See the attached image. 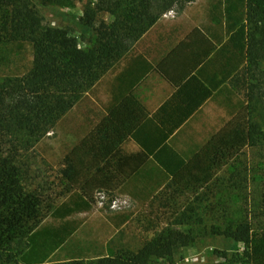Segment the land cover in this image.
<instances>
[{"label": "trees", "instance_id": "obj_1", "mask_svg": "<svg viewBox=\"0 0 264 264\" xmlns=\"http://www.w3.org/2000/svg\"><path fill=\"white\" fill-rule=\"evenodd\" d=\"M51 1L41 4L48 7ZM179 1L102 0L97 9L115 17L111 24L103 20L96 25L94 11L79 19L57 12L66 27H53L43 25L30 0H0L3 38L29 42L34 52L33 66L24 78L0 82L1 259L45 262L76 229L69 217L91 210L99 192L119 189L134 180L144 184L167 181L168 203L180 207L179 223L195 218L203 223L198 202L179 199L214 191L219 175L244 157L249 163L236 186L251 189L252 180V205L264 213V173H260L264 170V129L255 118L251 94L248 103L191 156L182 155L169 142L223 84L236 86L243 69L253 72L264 63V0H211L208 17L213 25L194 28L154 67L175 87L155 112L131 90L152 69L149 61L136 57L118 77L106 114L65 156L59 174L66 198L50 197L33 177L24 149L40 140L130 44ZM68 27L79 31L87 42H93L97 31L95 46L80 47ZM128 140L137 142L140 150L123 151ZM47 215L62 221L45 223ZM211 233L242 242L249 262L264 264V229H256L251 221L213 226ZM197 237V233L164 228L136 251L124 249L88 263L72 260L64 264H150L153 258L191 264L176 262L174 255Z\"/></svg>", "mask_w": 264, "mask_h": 264}, {"label": "rangeland", "instance_id": "obj_2", "mask_svg": "<svg viewBox=\"0 0 264 264\" xmlns=\"http://www.w3.org/2000/svg\"><path fill=\"white\" fill-rule=\"evenodd\" d=\"M30 1L41 14L44 26L66 27L57 12H64L79 19L84 18L87 12L94 11L96 25L103 20L111 24L115 19L107 11H98L97 4L102 0H52L48 7L41 4L42 0ZM209 3L210 0H180L165 10L145 34L130 44L128 51L117 59L114 65L82 93L74 106L50 126L49 131L45 132L40 140L24 149L29 163L33 166L34 179L45 186L50 197L57 200L66 198L65 182L61 179L59 170L64 166L65 156L71 148L106 114L110 82L122 61L137 53H146L155 61L158 52L162 50L159 39L163 32H169L178 26H181L179 29L186 30L188 26L202 24ZM68 31L77 38L80 47L89 49L95 46L97 31H94L93 42L81 39L79 31L74 28L68 27ZM33 54L32 44L7 42L0 30V82L24 78L33 66ZM245 71L243 69L241 72L246 73L245 76L241 73L239 75V84H225V87L171 138V145L182 155L189 157L202 146L234 113L248 103L249 94L254 100L252 105L256 106L255 118L261 122L264 129V63L253 72ZM242 161L227 167L219 175L220 180L214 191L203 190L197 195L187 194L189 198L182 196L179 199L189 203L198 202L199 216L204 219L203 223L197 222L196 218L190 223H179L180 207L179 204L171 206L168 203L167 181L157 180L154 184L130 182L113 191L99 192L97 204L91 210L69 217L68 219L77 225L73 233L45 262L32 264H64L72 260L88 263L99 257L114 255L119 250L136 251L146 240L164 228L198 234L194 243L180 247L175 252L174 260L178 263L251 264L243 254L245 245L242 242L211 233L213 226H225L230 221L238 223L249 220L256 229H264V213L252 205L254 182L250 181L252 185L248 190L236 186V182L245 175V164L249 163L245 157ZM263 171L260 173H264ZM251 178L252 176L249 180ZM61 221L54 220L50 215L45 217V223L59 224ZM224 253L227 254L226 258ZM236 260L238 262H235ZM0 264L25 263L19 259L9 261L0 257ZM150 264L168 262L165 259L153 258Z\"/></svg>", "mask_w": 264, "mask_h": 264}, {"label": "crops", "instance_id": "obj_3", "mask_svg": "<svg viewBox=\"0 0 264 264\" xmlns=\"http://www.w3.org/2000/svg\"><path fill=\"white\" fill-rule=\"evenodd\" d=\"M210 2H211V0H210ZM209 7H210V3H209ZM209 7L207 9V13H206V15L204 17V20H203V23L202 24L200 23V24H195L193 26H188L186 30L179 29L181 26H178V28L177 27H174L169 32H167L165 30V32H163L161 38L159 39V46L162 47V50H160L158 52V55L156 56L155 61H153L151 59L150 55H148L146 53H137V54H134V55H132L130 57H127L125 60H123L122 63L120 64V66L114 71L112 80L110 82V88H109L110 97H109L108 105L111 104V103H113V97H114L115 92H116V86L118 85V82H117L118 77L125 72V70L129 67L130 63L136 57L140 56V57H143L147 61L150 62V64L152 65V69L145 76H143L137 82V84L133 88H131V90L148 107V109L151 112H155L174 93L175 87L165 77H163L159 72H157L154 69V67L177 44H179L181 41H184L191 34V32H192V30L194 28L199 27L201 29H205V28L210 27V26L213 25V22L208 17ZM225 84H227V83H225ZM225 84H223L222 87L219 90H217L214 93V95L211 98H209L200 107V109L192 117H190L188 119V121L180 129H178L174 133V135H176L180 130H182L191 121V119L204 107V105L210 99H212L215 96V94H217L223 87H225L224 86ZM172 147L174 149H176L174 146H172ZM122 148H123V151H125L126 153L137 152V151L140 150L139 144L137 142H135L134 140H128V141H126L122 145ZM131 182H141V181L140 180H136V181L134 180V181H131Z\"/></svg>", "mask_w": 264, "mask_h": 264}, {"label": "clouds", "instance_id": "obj_4", "mask_svg": "<svg viewBox=\"0 0 264 264\" xmlns=\"http://www.w3.org/2000/svg\"><path fill=\"white\" fill-rule=\"evenodd\" d=\"M114 207H115V205H114Z\"/></svg>", "mask_w": 264, "mask_h": 264}]
</instances>
